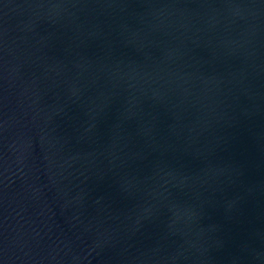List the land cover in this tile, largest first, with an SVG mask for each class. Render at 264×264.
I'll list each match as a JSON object with an SVG mask.
<instances>
[{
	"label": "water",
	"instance_id": "1",
	"mask_svg": "<svg viewBox=\"0 0 264 264\" xmlns=\"http://www.w3.org/2000/svg\"><path fill=\"white\" fill-rule=\"evenodd\" d=\"M0 264H264V0H0Z\"/></svg>",
	"mask_w": 264,
	"mask_h": 264
}]
</instances>
